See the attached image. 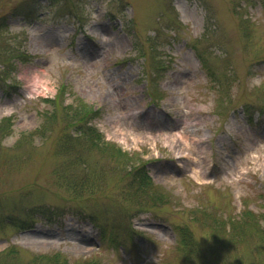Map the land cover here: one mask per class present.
<instances>
[{
    "label": "rangeland",
    "instance_id": "obj_1",
    "mask_svg": "<svg viewBox=\"0 0 264 264\" xmlns=\"http://www.w3.org/2000/svg\"><path fill=\"white\" fill-rule=\"evenodd\" d=\"M1 17L0 264L11 247L19 264H264V0H0ZM62 101L98 111L146 192L96 152L88 203L59 185Z\"/></svg>",
    "mask_w": 264,
    "mask_h": 264
},
{
    "label": "trees",
    "instance_id": "obj_2",
    "mask_svg": "<svg viewBox=\"0 0 264 264\" xmlns=\"http://www.w3.org/2000/svg\"><path fill=\"white\" fill-rule=\"evenodd\" d=\"M6 26L7 24L4 23V18L1 17L0 29H6ZM2 52L8 55L14 53V51L9 47H5ZM14 57L19 58V61L21 62H27L32 59V57L22 49L17 52ZM60 93H62L61 90H59V94ZM45 101L51 102L52 104L54 103V99H46ZM71 109H74V111L73 114L69 115L68 113ZM61 110L64 117H71L65 122L62 119L63 125L57 142L59 147V151L57 153L66 156L69 158V161H61L55 169L54 175L59 185L62 186L71 196L88 203L93 194H95L99 190V187H101V180L98 179L100 174L105 171L104 165L96 166L93 171H91L92 174L86 172L87 166L85 162L88 165L90 164L89 166L98 162L97 160L93 163L89 161V158H91L89 156L94 155V152L100 153V157L102 158L113 157L122 163H119L118 170L122 171L123 177H127L128 184H126L127 186L133 188V192H146L151 187V179L144 166L142 165L140 167L131 168L125 165L124 162L128 159L126 157L127 154L116 145L105 141L104 136L91 123L98 113L97 110L83 102L73 107V102L64 104L63 101ZM48 116L45 124H48L52 120L56 119V113L53 111ZM60 118L61 117H59V119ZM8 121V118L1 121L0 133L7 134V131L10 129ZM46 132V127H39L38 130L23 134L22 140L27 137H33V135L43 136ZM71 166H76L78 170H75ZM110 170L111 172L119 175V173L113 168ZM98 171L100 172L97 173ZM4 218L5 216H1L0 213V224L4 221ZM3 224H12V222H4ZM242 232L241 228L236 226V229L233 228L230 231V240L240 238L242 236ZM181 234L183 235L182 240H184V242L181 241L178 243L179 248L184 253L188 252L196 255L198 249H194V242L190 231H186L184 229ZM262 245H264V242ZM16 250L17 249L11 247L5 253H2L4 254V258L6 260L3 264H19V261L16 260ZM28 264H94V262L89 260L73 261L68 258H63L57 252H53L45 256H35Z\"/></svg>",
    "mask_w": 264,
    "mask_h": 264
},
{
    "label": "bare ground",
    "instance_id": "obj_3",
    "mask_svg": "<svg viewBox=\"0 0 264 264\" xmlns=\"http://www.w3.org/2000/svg\"><path fill=\"white\" fill-rule=\"evenodd\" d=\"M195 164H196L195 167H196V168H197V167L199 168V166H200L199 163L195 162Z\"/></svg>",
    "mask_w": 264,
    "mask_h": 264
}]
</instances>
